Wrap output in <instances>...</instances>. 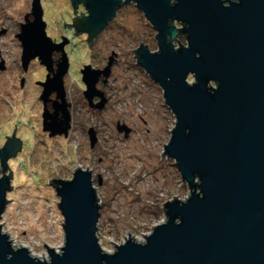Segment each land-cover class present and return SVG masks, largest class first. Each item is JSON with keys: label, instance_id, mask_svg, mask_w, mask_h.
<instances>
[{"label": "water", "instance_id": "obj_1", "mask_svg": "<svg viewBox=\"0 0 264 264\" xmlns=\"http://www.w3.org/2000/svg\"><path fill=\"white\" fill-rule=\"evenodd\" d=\"M131 1L155 31L157 46L149 52L139 43L131 50L135 63L161 89L174 118L161 157L173 160L188 196L162 203L164 220L142 242L128 233L112 252H104L96 237L99 204L90 173L77 168L70 180L47 181L62 219L58 251L42 244L47 258L34 257L26 247L12 246L0 224V264H264V0H70L73 13L83 5L86 15L71 18L68 26L75 35H86L89 46L116 9ZM30 12L32 21L25 18L16 36L22 70L35 58L45 67L39 83L41 131L66 137L65 42L54 44L45 35L39 0H32ZM179 35L185 46L178 43ZM53 50L61 52V61L50 76ZM111 62L102 71L85 66L79 72L89 108L104 104L95 84L100 76L108 77ZM50 94L55 99L47 113ZM93 98L99 99L96 105ZM117 131L128 133L124 127ZM87 135L92 147L94 133L89 129ZM5 138L0 217L11 190L7 160L21 146L13 132Z\"/></svg>", "mask_w": 264, "mask_h": 264}, {"label": "rangeland", "instance_id": "obj_2", "mask_svg": "<svg viewBox=\"0 0 264 264\" xmlns=\"http://www.w3.org/2000/svg\"><path fill=\"white\" fill-rule=\"evenodd\" d=\"M31 4L32 0H0V31H5L0 35V60L5 67L0 72V123H10L3 133L9 135L15 130L22 146L7 160L5 174L11 172V190L5 196L1 231L12 246L26 247L34 257L47 258L42 244L58 251L63 243L62 219L58 198L47 181L70 180L78 168L89 171L98 199L96 237L100 248L112 252L128 233L129 238L142 242L143 235L164 220L162 203L188 196L173 160L161 157L173 115L163 103L161 89L135 63L131 51L139 43L149 52L157 51L155 31L142 14L126 7L87 46L85 35H75L68 26L71 18L83 14L81 6L73 13L70 0H39L45 35L52 43L65 42L68 64L62 86L69 105L70 129L65 138L50 139L41 131L40 87L35 85L43 82L46 73L37 62H31L27 72L21 71L15 38L18 24H24V16L31 14ZM179 41L184 46V40ZM54 55L60 58L61 52L53 53L52 58ZM109 58L108 77H99L95 84L107 101L101 109L89 108L81 94L85 89L79 72L85 66L102 71ZM20 78L24 79L22 89ZM93 99L92 105H96L99 99L95 103ZM49 100L47 105L53 98ZM117 127H124L127 135ZM89 129L94 133L92 147ZM4 141L2 137L0 148Z\"/></svg>", "mask_w": 264, "mask_h": 264}, {"label": "flooded vegetation", "instance_id": "obj_3", "mask_svg": "<svg viewBox=\"0 0 264 264\" xmlns=\"http://www.w3.org/2000/svg\"><path fill=\"white\" fill-rule=\"evenodd\" d=\"M123 1V0H122ZM234 1V0H233ZM172 2V1H171ZM133 4H136L134 1H131V2H129V3H127L126 5L124 4V5H122L120 8H118V9H116V11H115V13H114V16L112 17V19L109 21V23L111 22V21H113L114 20V17H115V15L117 14V12L119 11V10H121V9H124V8H126V7H131V8H133L135 11H137V12H139L140 14H142L137 8H136V6H134ZM82 10H83V16H85L86 15V10L84 9V6L82 5ZM29 15L30 14H26L25 16H24V18H23V21H24V19L26 18L27 20H28V18H29ZM31 16V15H30ZM143 16V15H142ZM29 21V20H28ZM31 21H32V16H31ZM72 21V20H71ZM30 22V21H29ZM108 23V24H109ZM148 23V22H147ZM107 24V25H108ZM21 25H23V24H18V29H19V33H20V26ZM179 25V24H178ZM150 26V25H149ZM107 27V26H106ZM105 27V28H106ZM104 28V29H105ZM178 28H181V25H179V27H176V29H178ZM5 33V31L4 30H2V31H0V35H2V34H4ZM18 33V34H19ZM18 34H16L15 35V38H16V36L18 35ZM84 35V34H83ZM97 36V35H96ZM95 36V37H96ZM94 37V38H95ZM85 38H86V35H85ZM94 38L91 40V44H92V41L94 40ZM179 38H182L183 40H184V37H183V35H179V36H177V41H178V43L180 44V41H179ZM17 39V38H16ZM155 40V39H154ZM18 41V40H17ZM59 40H57L56 42H57V44L60 42H58ZM19 42V41H18ZM156 42V41H155ZM184 42H185V40H184ZM173 43H177L176 41H174ZM54 44H56V43H54ZM86 44H87V46H88V43L86 42ZM90 44V45H91ZM89 45V46H90ZM181 45V44H180ZM183 46V45H182ZM184 46H185V44H184ZM19 47H20V56H19V64H20V69H21V71L23 72V73H25V72H27V68H28V66H29V64L31 63V62H37L39 65H40V62L35 58V59H32V60H30L29 62H28V64H27V67H26V70L25 71H23L22 70V66H21V61H20V57H21V46H20V43H19ZM157 47V46H156ZM147 48V47H146ZM176 48H178V46L176 47ZM175 49V48H174ZM148 50V49H147ZM62 51H63V48H62ZM156 52V51H155ZM53 53L54 54H56V53H60V52H58V51H55V50H53L52 52H51V55H50V61H51V64H50V76L53 74V73H55V71L57 70V66H58V63H60V58H61V56H60V58H58V57H55V55H54V58H52V55H53ZM64 53V52H63ZM133 55H134V52H133ZM136 59V58H135ZM66 62H67V59H66ZM68 65V64H67ZM41 67H42V69L45 71V73L47 74V72H46V69H45V67L44 66H42V65H40ZM5 69V67H4V62L2 61V60H0V72H2L3 70ZM67 69H68V66H67ZM67 71V70H66ZM67 73V72H66ZM65 73V74H66ZM64 74V75H65ZM79 75H80V73H79ZM109 75V74H108ZM100 77H102V76H100ZM44 79H45V76L43 77V81H44ZM63 79V78H62ZM99 79V78H98ZM80 81H81V75H80ZM23 82H24V79L23 78H20L19 79V81H18V85H19V89H22V87H23ZM105 81H102V83H104ZM39 83H41V82H36L35 83V85H36V87H40L39 86ZM41 87H40V93H41ZM82 94V93H81ZM102 97H103V99H104V104L106 103V98H104V96H103V94H102ZM49 98H53V100L55 99V94H53V97H52V94H50L49 96H48V102L50 101L49 100ZM38 100H39V98H38ZM40 101V100H39ZM47 102V103H48ZM52 102V101H51ZM93 102L95 103V102H97V99L96 98H94L93 99ZM47 103L45 104V111L47 112V113H51L53 110V108H52V105H51V103L50 104H48L47 105ZM41 108H42V111H43V106H41ZM68 108L69 107H67V112H68ZM42 114V113H41ZM68 116H69V112H68ZM57 118L58 119H61V114L58 112V115H57ZM70 121H71V117L69 116V123H70ZM69 123H68V125H69ZM8 124H10V123H8ZM8 124L7 123H4V124H1L0 123V139L3 137L4 138V140H6V138L5 137H8V138H10V136H11V133L13 132V137L14 138H17V135H16V131L14 130V131H12L9 135H7V134H5V133H3L4 132V128H7L8 127ZM40 124H41V122H40ZM8 129V128H7ZM69 129H70V127L68 128V130H67V134H68V131H69ZM43 133V132H42ZM43 134H45V136H47L48 137V134L47 133H43ZM5 136V137H4ZM59 137H63V136H53V137H48V138H50V139H52V138H59ZM66 137H67V135H66ZM65 138V137H64ZM18 140H20L19 138H17ZM5 142V141H4ZM21 142V141H20ZM21 147L22 146H20V150H21ZM19 150V151H20ZM18 151V152H19ZM17 152V153H18ZM17 153H16V155H17Z\"/></svg>", "mask_w": 264, "mask_h": 264}, {"label": "bare ground", "instance_id": "obj_4", "mask_svg": "<svg viewBox=\"0 0 264 264\" xmlns=\"http://www.w3.org/2000/svg\"><path fill=\"white\" fill-rule=\"evenodd\" d=\"M21 246V245H20Z\"/></svg>", "mask_w": 264, "mask_h": 264}]
</instances>
